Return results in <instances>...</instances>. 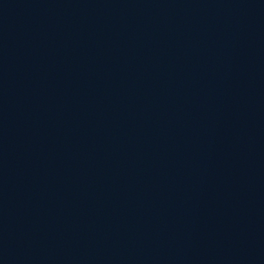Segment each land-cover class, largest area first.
Listing matches in <instances>:
<instances>
[{"label": "water", "instance_id": "obj_1", "mask_svg": "<svg viewBox=\"0 0 264 264\" xmlns=\"http://www.w3.org/2000/svg\"><path fill=\"white\" fill-rule=\"evenodd\" d=\"M0 264H264V0H0Z\"/></svg>", "mask_w": 264, "mask_h": 264}]
</instances>
